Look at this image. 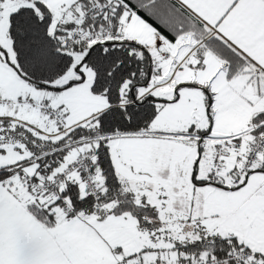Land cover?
Instances as JSON below:
<instances>
[{
	"label": "snow or ice",
	"instance_id": "1",
	"mask_svg": "<svg viewBox=\"0 0 264 264\" xmlns=\"http://www.w3.org/2000/svg\"><path fill=\"white\" fill-rule=\"evenodd\" d=\"M0 264H264V0H0Z\"/></svg>",
	"mask_w": 264,
	"mask_h": 264
}]
</instances>
